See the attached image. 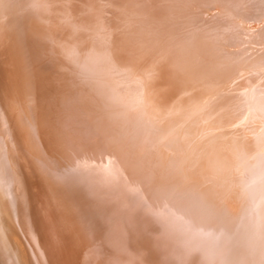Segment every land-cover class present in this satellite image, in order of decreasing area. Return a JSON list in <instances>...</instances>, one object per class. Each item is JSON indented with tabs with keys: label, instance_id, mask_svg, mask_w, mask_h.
Wrapping results in <instances>:
<instances>
[{
	"label": "bare ground",
	"instance_id": "6f19581e",
	"mask_svg": "<svg viewBox=\"0 0 264 264\" xmlns=\"http://www.w3.org/2000/svg\"><path fill=\"white\" fill-rule=\"evenodd\" d=\"M100 1L16 0V4L10 6L8 0H0V264H235L239 254L241 256L238 231L232 226L230 228L224 220H219L220 230L218 229L217 234L211 233L208 223L210 220H214V217L210 215L209 207L202 205L203 198L194 200L190 196L189 204L180 205L179 203L180 188L173 186L175 184L173 181L176 180L174 176L177 175L174 174V171L180 173L177 171L179 168L177 164H185L189 161L190 154H184L180 159L173 157L172 161L177 162L175 167L168 165L166 168L156 163L158 161V157L155 156L156 148L160 144L158 137L164 135L165 130L169 131L175 125L176 120H173L172 114L170 113V116L169 112L178 106L179 101L174 103L175 100L181 99L182 95L189 93L188 89L193 84V78L187 74L183 62L186 61L184 59L187 56L191 57L193 52L189 42L195 40L198 34L193 30L189 34L191 30H188V35L182 30L186 26L183 28L178 21L181 18V13L185 14L190 9L180 3L182 0H177L179 3L175 6H169L170 4L166 3L169 7L156 3V5H151V8L146 7L145 10L144 6L142 8L144 11L136 12L143 17V20L137 24L135 22L128 25L127 22L130 21L128 19H131L134 16L132 13L135 12L128 11L129 8L127 10L125 8L124 11L116 0L115 5H119L120 8L118 6L117 9L116 6L114 11L119 12L118 15L121 19L124 20L125 17L128 19L126 18L127 21L124 22V20L123 23L120 21L121 19L113 21L112 17H107L105 13L110 10V6L106 5H112V1L108 0L112 4H108L107 0H102L105 2L104 4H101ZM126 2L129 4L128 0ZM194 2L196 3V1ZM249 2L254 3L255 9L253 10L257 16L264 12V0H249ZM127 3L126 5H128ZM131 4L129 5L131 6ZM16 6L19 9L23 7L27 10V13L22 17V22L23 18L24 23L31 20L28 33L33 38V45L29 40L24 41L25 49L30 54L27 61L15 42L16 39L21 41L15 25L18 21L15 20V17L13 20ZM114 6L112 5V10ZM132 6L134 5L132 4ZM191 6L193 7V5ZM193 8L197 9L195 6ZM206 9L210 12L209 8ZM81 10L84 11L82 14L79 13ZM250 11L252 12V10ZM145 12L146 15H144ZM239 12L244 14L240 10ZM205 14L207 15V13ZM37 15L39 20L36 18ZM114 15L118 17L117 14ZM203 17L205 19L206 16ZM186 18L188 19V16ZM186 18L183 20H187ZM241 20H245V18ZM186 22L191 23L192 21ZM211 22L209 20V23ZM190 23H186V25L188 26ZM228 24L230 26L231 23L228 22ZM117 25L120 26L117 27ZM227 26L225 25V27ZM115 27L117 28L114 29ZM238 28L240 29L239 26ZM187 29L191 28L187 27ZM202 35L204 36V33ZM221 40L224 38H220ZM221 42L225 43V41ZM19 43L23 44V42ZM199 43L201 42L199 41ZM226 43L228 42L226 41ZM216 46L218 45L216 44ZM209 47H207L208 51L211 49ZM207 48H205V52ZM215 49L217 50V48ZM32 50L35 52L34 55L31 54ZM200 51L202 50L200 49ZM20 53L22 57L19 59L17 54ZM195 53L197 54V52ZM196 54L194 55L197 58L198 55H201L199 53L196 56ZM209 55L211 56V53ZM212 55L215 53L212 52ZM237 55L238 58L239 55ZM243 58L245 57L243 56ZM35 59H38L39 78L44 88H48L52 83L54 88L58 89L60 84L61 88H66L65 95L68 97L62 99V102L50 103V99H43L46 96L45 92L44 96H41L42 99L37 98L39 96L36 86L38 77L31 66V64H35L33 61ZM193 60H191L192 63ZM209 60L212 61V59ZM252 61L254 62V60ZM26 63L33 78L30 80L35 87L32 93L30 90L29 93H25L18 86L19 83L21 87V82L24 79L20 77L19 72H22ZM233 63L230 64L233 65ZM223 66L224 64L222 68ZM193 68L195 67L193 66ZM251 79V77L248 78V80ZM194 95L197 96L195 93ZM252 95L255 97V94ZM237 96L239 97L238 94ZM237 96L233 98L236 99ZM233 98L231 97L230 100L233 101ZM32 99H37L39 102L35 103ZM184 105L186 104L184 103ZM221 105L223 106V104ZM214 108L216 109L217 106ZM213 111L215 112V110ZM263 111L261 113L264 114ZM173 112L175 113V111ZM204 113L206 114V112ZM228 117L227 120L224 118L226 122H228ZM192 121L194 122V120ZM192 121L188 120L191 126ZM197 122L199 123V121ZM186 127L188 126L186 125ZM30 131L33 139H29L27 136ZM34 132H36V136ZM189 132L193 133L190 130ZM193 134L195 135V133ZM217 142H215L216 145ZM203 147L204 145L201 148L203 149ZM254 148L256 147L254 146ZM197 149H200V146ZM197 151L195 153L199 152ZM260 151L258 150L259 153ZM233 157L231 160L235 161L232 159ZM200 159L197 158V161L200 162ZM218 159L220 158L218 157ZM204 160L207 158L205 157ZM211 160L209 161L211 162ZM225 160L224 162H228ZM188 163L190 164V162ZM227 165L229 166V164ZM195 166L197 165L195 164ZM169 167L172 171L171 174H169ZM229 167L228 169H233V164L232 168ZM186 169L183 172H186ZM203 169L205 170V168ZM222 169H220L221 173ZM160 170H168V175L166 174L168 182L166 178L157 179V174L161 175ZM171 176L172 179H170ZM255 176H258V172ZM209 178L206 179L209 180ZM232 180L231 178L230 181L232 182ZM211 192L213 193V191ZM263 228L259 230H263Z\"/></svg>",
	"mask_w": 264,
	"mask_h": 264
},
{
	"label": "rangeland",
	"instance_id": "374dc122",
	"mask_svg": "<svg viewBox=\"0 0 264 264\" xmlns=\"http://www.w3.org/2000/svg\"><path fill=\"white\" fill-rule=\"evenodd\" d=\"M106 1V0H105ZM108 1V0H107ZM112 1V3H111ZM108 1V4L111 3L113 6L116 4H119L120 6H122L121 8L124 9L125 8L130 12H138L139 10L142 11L145 6V10L148 8H151V5H156V3L158 4H162L163 6H166L167 4H170L169 6H175L177 5V3H179V1L177 0H165L168 2L164 3L162 0H160V2H158L159 0H135V4L133 3L134 0H128L129 4L132 3L134 6H131L126 2L127 0L123 1V0H111ZM116 1V2H115ZM131 1V2H130ZM140 3L138 5V3ZM140 1V2H139ZM184 1V3H183ZM196 1V3L194 2ZM200 0H182L180 1V3H182V5L184 4V6L186 5V8L190 9L189 11L191 12H185L181 13V18L180 20L178 19V21L182 24L183 28L184 26H186L184 29H182L184 32H187L188 34V30H191L189 32V34H191L193 31H197L196 33L198 34L195 37V40H192L190 44V47L192 48V55L191 57H186L184 59L185 62H183L184 68L187 70V74L191 75V77L193 78L192 80V86L191 88L188 89L189 93H185L184 95H182L183 99H176L174 103L178 102V106H176L175 109L177 110H173L175 111V113L173 111L169 112L170 116L173 118V120L175 121V125L171 130H165L164 135H162L161 137L159 136L158 139L160 140V144L159 146L156 148V155L158 157V161L156 163H158V165L164 166L166 168H168V165H170V167H175L178 165L177 171H180V173H176L174 171V174H177L176 176H174V178L176 179L175 184L173 186L177 187L178 189L180 188V194H179V203L180 205H185V204H189L191 197L194 200H197L199 198H203L202 199V205L209 207L208 209L210 210L209 213L210 215H212L214 218V220H210L209 221V228H211V233H216L218 229L220 230V221L219 220H224L225 224H227L228 226H232L233 229H236V231H238L239 234V243H241V256L239 254V258L237 259V261L235 262V264H264V114L261 113V111H263L264 109V101H262L264 99V93H262L264 91V82L262 83V81H264V12H262L261 15L258 14V16L254 13L255 6L254 3L249 2V0H229V1H221V0H201L200 2H197ZM208 1V2H207ZM214 1V2H213ZM240 1V2H239ZM243 1H245L246 3H242ZM9 5L11 6L14 5V3L16 4V0H8ZM152 2V3H150ZM170 2V3H169ZM188 2V3H187ZM193 2V3H192ZM203 2V3H202ZM213 2V4L211 5V3ZM217 2V3H216ZM221 2V4H220ZM101 4H104L105 2L102 0L100 1ZM122 3V4H121ZM125 3V4H124ZM126 3L129 5H126ZM145 3L147 4L145 5ZM154 3V4H153ZM167 3V4H166ZM249 3V4H248ZM144 4V5H143ZM190 4V5H189ZM201 4V5H198ZM219 4V6H217ZM235 4V5H234ZM112 5H106L107 7H109V11H105V14L107 17H112L111 19L114 20H119L121 19V17L118 15L119 12L115 10V7L118 9L119 5H115L113 7L112 10ZM124 5V6H123ZM138 8H136L135 7ZM138 5V6H137ZM191 5H193V7L195 6V8L197 7V9H194ZM198 5V6H197ZM204 5V6H203ZM221 5V6H220ZM119 6V8H120ZM127 6V7H126ZM143 6V7H142ZM150 6V7H149ZM167 5V7H169ZM202 8H200V7ZM153 7V6H152ZM204 7V9H203ZM210 7H214L213 9ZM220 7V8H219ZM236 7V8H235ZM248 7V10H247ZM252 7V9H250ZM16 11L14 13L13 16V20L15 17V20H17V24L16 27L19 31V36L21 37V41H19L18 39L15 40V42H17V48L18 50L20 49L23 53V57L25 59V61L28 60V57H30L29 51L27 49H25V44L24 41L29 40L30 44L33 45V38L31 36H29V31L28 28L31 26L30 21H28L27 23H24V18H23V22H22V17L25 15V13H27V10H25L23 7L22 8H18V6H16ZM172 8V7H170ZM209 11L208 12V9ZM238 8V9H237ZM244 8V9H243ZM137 9V10H136ZM200 11H199V10ZM211 9V10H210ZM252 10V12L250 10ZM84 10V9H83ZM81 10L79 13L82 14L84 11ZM107 10V9H106ZM114 11V14H117L118 17H116L112 12ZM203 12H202V11ZM213 10V11H212ZM232 10V11H231ZM237 10V11H236ZM244 14H241V12ZM245 10V11H244ZM257 10V9H256ZM29 11V9H28ZM83 11V12H82ZM127 11V12H128ZM139 11V13H141ZM144 11V10H143ZM148 11V10H147ZM197 11V12H196ZM205 11V12H204ZM221 11V12H220ZM236 11V12H235ZM264 11V10H263ZM110 12V13H109ZM202 12V13H201ZM215 12V13H214ZM235 12V14H233ZM251 12V13H248ZM132 13V15H134L133 17H131V19H128L127 17L124 18V20L127 18L129 22H127L128 25H132L136 22V24L138 22H140L141 20H143V17L140 16V14L138 13ZM191 13V15H190ZM193 13V14H192ZM197 13V14H196ZM207 13V15L205 14ZM238 13V14H237ZM195 14V15H194ZM201 14V15H199ZM212 14V15H211ZM218 14V15H217ZM223 14V15H222ZM248 14V15H246ZM109 15V16H108ZM137 15V16H136ZM144 15H146V12L144 13ZM142 15V16H144ZM183 15H185L186 17L188 16V19ZM191 17H190V16ZM216 17H215V16ZM221 15V17H220ZM230 15H232L231 17H229ZM236 15V16H235ZM244 15V16H243ZM251 15V16H250ZM254 15V16H253ZM140 16V17H139ZM197 18H196V17ZM206 16L205 19H203ZM209 16V17H208ZM238 16V17H237ZM241 16V17H240ZM249 18H246L248 17ZM190 17V18H189ZM219 17V18H218ZM223 17V18H222ZM225 17V18H224ZM254 17V18H253ZM263 19H262V18ZM5 18V17H4ZM36 18L39 20V16L37 15ZM187 19L185 21H192L190 22H186V23H190L188 24V26L186 25L185 21L183 19ZM199 18V19H198ZM210 18V19H209ZM218 20H217V19ZM227 18V19H226ZM229 18V19H228ZM233 18V19H231ZM236 20H235V19ZM245 20H241L244 19ZM133 19V20H132ZM193 19V20H192ZM211 23H209V20ZM212 19V20H211ZM225 19V20H224ZM239 19V20H238ZM249 21H248V20ZM251 19V20H250ZM34 21L37 22V20L32 19ZM123 18L120 20L123 23ZM195 20V21H194ZM208 20V21H207ZM216 20V22H215ZM220 20V21H219ZM227 20V22H226ZM228 20H232V21H228ZM234 20V22H233ZM127 20H125L124 22H126ZM134 21V22H132ZM194 21V23H193ZM204 21V22H203ZM207 21V22H206ZM221 21H223L221 23ZM243 21V22H242ZM252 21V22H250ZM262 23H261V22ZM201 22V23H200ZM215 22V23H214ZM226 24H225V23ZM228 22H230V26L231 28L235 26L231 29L229 28V24ZM185 25H184V24ZM203 23V24H202ZM206 23V24H205ZM217 23V26H216ZM219 23V24H218ZM239 25H238V24ZM253 23V24H252ZM193 27H192V25ZM198 24V25H197ZM203 26H202V25ZM214 24V26H213ZM222 24V25H221ZM224 24V25H223ZM242 24V25H241ZM252 24V25H251ZM257 24V25H256ZM211 25V27H210ZM225 25L227 27H225ZM233 25V26H232ZM240 27V29L238 28V26ZM120 25H117V27H119ZM190 26V27H189ZM200 26V28H199ZM209 26V28H207ZM219 26V27H218ZM224 26V27H223ZM254 26V27H251ZM117 27H115L114 29H116ZM191 28V29H187ZM195 27V28H194ZM214 27V28H213ZM193 28V29H192ZM206 28V29H205ZM223 28V29H222ZM245 28V29H244ZM113 29V30H114ZM197 29V30H196ZM193 30V31H192ZM199 30H203V31H199ZM210 30V31H209ZM224 32H222V31ZM227 30V31H226ZM229 30V33H228ZM251 30V31H250ZM256 30V32H255ZM220 31V32H219ZM237 33H236V32ZM200 32V33H199ZM195 33V34H196ZM204 33V36L202 35ZM212 35H210V34ZM214 33V34H213ZM221 33V34H220ZM252 33V34H251ZM188 34V35H189ZM202 36H200V35ZM208 37H207V35ZM218 34H219V38H218ZM255 34V35H254ZM221 35V36H220ZM224 35V36H223ZM235 35V36H234ZM252 35V36H251ZM260 35L261 39H260ZM216 36V37H215ZM233 36V37H232ZM206 37V38H205ZM259 37V38H258ZM213 38V39H212ZM218 40H217V39ZM220 38H224V40L221 41H225L221 42ZM231 38V39H230ZM252 38H254L252 40ZM197 39H199V41L201 43H199V41H197ZM216 39V42H215ZM227 39V40H226ZM259 39V40H258ZM211 42H209V41ZM195 41V42H194ZM208 41V42H207ZM226 41L228 43H226ZM253 41V42H252ZM14 42L13 37H12V43ZM19 42H23V44L19 43ZM215 42V43H214ZM219 42V43H218ZM246 42V43H245ZM251 44H249V43ZM263 42V43H262ZM209 43V44H208ZM221 43V44H220ZM244 43V44H243ZM201 44V45H200ZM211 44V45H210ZM216 44L218 46H216ZM220 44V46H219ZM246 44V45H245ZM14 45V43H13ZM216 47H214V46ZM224 45V46H222ZM262 45V46H261ZM194 46V47H193ZM212 46V47H209ZM238 46V47H237ZM240 46V47H239ZM209 47L211 49L208 48L206 49L205 52V48ZM214 47V48H213ZM232 47V48H230ZM217 48V50L215 49ZM230 48V49H229ZM234 48V49H233ZM197 49V51H196ZM200 51V49L202 51ZM204 49V50H203ZM214 49V51H213ZM221 49V50H220ZM224 49V51H223ZM19 50V51H20ZM220 50V51H219ZM212 51L213 54L215 53V55H212ZM232 51V52H231ZM197 52V54L195 53ZM202 52V53H201ZM230 52V53H229ZM235 52V53H234ZM239 52V53H238ZM249 52V53H247ZM256 52V53H255ZM201 55H198V54ZM208 54L211 53V56L209 55H204V54ZM225 53V54H224ZM234 55H232V54ZM243 53V54H241ZM246 55H245V54ZM31 54H35V52L32 50ZM198 55V58L195 57ZM221 54V55H220ZM228 54V55H227ZM239 56H238V55ZM253 54V55H252ZM19 56V59L22 57L21 53L17 54ZM220 55V57H219ZM225 57L223 58L222 57ZM225 55V56H224ZM236 55L238 56V58L236 57ZM251 55V56H250ZM206 56V57H205ZM213 56V58H211ZM233 56V57H231ZM243 56L245 58H243ZM253 56V59H252ZM261 56V57H260ZM219 57V58H217ZM228 57V58H226ZM235 57V58H234ZM242 57V58H241ZM250 59H249V58ZM191 58V59H190ZM223 58V59H222ZM233 58V60H232ZM248 58V59H247ZM261 58V59H260ZM194 59V60H193ZM202 59V61H200ZM204 59V61H203ZM209 59H212L209 60ZM218 59V61H217ZM227 59V60H226ZM241 59V60H240ZM247 59V60H245ZM193 60V63L192 61ZM197 60V61H195ZM229 60V62H228ZM236 60V61H235ZM237 60H239V62H237ZM254 60V62L252 61ZM35 62V64H31L32 68L35 71V75H37V80H36V86L38 89L37 94H39V96L37 98L40 97V99H42V97L44 96L43 93H46V96L43 97L46 99H50V103H57V102H62V99H65L68 97V95H65V91L66 88H61L60 85L57 88H54V84L52 83L48 88H44L42 85V82L40 81L39 78V66H38V59L33 60ZM195 61V62H194ZM207 61V62H206ZM215 61V62H214ZM224 61V62H223ZM249 63H247V62ZM190 62V63H189ZM197 62V63H196ZM201 62V65H199ZM210 62V63H209ZM219 62V64H217ZM233 63L230 64V63ZM237 62V64H236ZM242 62V63H241ZM258 62V63H257ZM196 63V64H195ZM199 63V64H198ZM229 63V64H228ZM239 63V64H238ZM241 63V65H240ZM244 63V64H243ZM248 66H247V64ZM255 63V64H254ZM260 63H262L260 65ZM188 64V65H187ZM190 64V65H189ZM203 64V65H202ZM216 64V65H215ZM224 64L223 68L222 65ZM235 64H236V68H235ZM246 64V65H245ZM254 64V65H253ZM196 65V66H195ZM227 65V66H226ZM234 66L233 69L232 66ZM260 65V66H259ZM192 66V67H191ZM193 66L195 68H193ZM204 66V67H202ZM240 66V67H239ZM231 69H229V68ZM263 67V68H262ZM191 68V69H189ZM193 68V69H192ZM199 68V69H198ZM222 68V69H221ZM260 71H259V69ZM201 69V70H200ZM229 71H228V70ZM252 69V71H251ZM254 69V70H253ZM256 69V70H255ZM258 69V70H257ZM262 69V70H261ZM198 70V71H197ZM200 70V71H199ZM215 72H214V71ZM217 70V71H216ZM231 70V71H230ZM234 70V73H233ZM239 70V71H238ZM190 71V72H189ZM195 71V72H194ZM221 73H220V72ZM237 71V72H236ZM192 72V73H191ZM259 72V73H258ZM261 72V73H260ZM229 73V74H228ZM20 77L23 79L21 82V87L18 83L19 89L24 91L25 93H32V91L34 90V85L31 82L30 78H32L31 72H29V68L27 69V63L25 68L22 70V72L20 73ZM251 74V75H250ZM253 74V75H252ZM257 78H255V76ZM193 75H195L193 77ZM248 76V77H247ZM252 78L251 80H248V78L250 79V77ZM254 78H253V77ZM259 78H258V77ZM230 77V78H228ZM217 78V79H216ZM228 78V79H227ZM33 79V78H32ZM208 79V80H207ZM223 80V81H222ZM226 80V81H225ZM245 80H247L246 82H244ZM254 80V81H253ZM212 81V82H211ZM261 81V83H260ZM214 82V83H213ZM251 82V84H250ZM203 83V84H202ZM209 85H208V84ZM246 83V84H245ZM249 83V84H248ZM260 83V84H259ZM242 84V85H241ZM239 85V86H238ZM261 87H260V86ZM210 86V87H209ZM233 86V88H232ZM263 86V87H262ZM238 87V88H237ZM257 87V89H256ZM260 87V88H259ZM203 88V89H202ZM210 88V89H209ZM255 88V89H254ZM199 89V91H198ZM207 89V90H206ZM229 91H228V90ZM231 89V90H230ZM204 90V91H201ZM243 90V92H241ZM257 90V91H254ZM262 91L260 93V91ZM226 91V92H225ZM234 93H232V92ZM240 91V92H239ZM41 92V93H40ZM193 92V93H192ZM230 92V93H229ZM247 92V93H245ZM253 92V93H252ZM256 92V93H254ZM259 92V93H258ZM197 94V96L194 95ZM200 93V94H199ZM224 93V95H223ZM245 93V94H244ZM230 94V95H229ZM232 94V95H231ZM237 94L239 95V97L237 96ZM244 94V95H243ZM255 94V97H253ZM258 94V95H257ZM260 94V95H259ZM190 97H189V96ZM226 95V96H225ZM247 95V96H246ZM42 96V97H41ZM236 97L233 98V97ZM245 96V97H243ZM261 96V97H260ZM186 97V98H185ZM189 97V98H188ZM194 97V98H193ZM224 97V98H223ZM233 98L230 100V98ZM242 97V98H241ZM257 97V98H256ZM262 98L260 100V98ZM191 98V99H190ZM193 98V99H192ZM219 100H218V99ZM243 98H248L243 99ZM253 98V99H252ZM256 98V99H255ZM185 99V100H184ZM226 99H228L229 101H227ZM255 99V100H254ZM191 100V101H190ZM246 100V101H245ZM35 103H38L39 101H37V99L33 100ZM37 101V102H36ZM183 101V102H181ZM237 101V102H236ZM243 101V103H242ZM245 101V102H244ZM254 101V102H253ZM225 102V103H224ZM235 102V103H234ZM242 104H241V103ZM256 102V103H255ZM262 105H261V103ZM184 103L186 105H184ZM189 103V104H187ZM223 104V106L221 104ZM260 103V106L258 105ZM183 104V105H181ZM229 104V105H228ZM237 106H236V105ZM212 105V107H211ZM220 105V106H219ZM180 106V107H179ZM217 106V108L215 109L214 107ZM254 106V107H253ZM235 107V108H234ZM241 107V108H240ZM245 107V108H244ZM260 107V108H258ZM184 108V109H183ZM263 108V109H262ZM181 109V110H180ZM236 109V110H235ZM244 109V110H241ZM180 110V111H179ZM188 113H187V111ZM215 110V112L213 111ZM221 110V111H220ZM223 110V111H222ZM241 110V111H239ZM261 110V111H260ZM231 111V112H230ZM237 111H239V115L238 113H236ZM260 111V112H259ZM173 112V113H172ZM180 112V113H179ZM186 112V113H184ZM203 112V113H202ZM206 112V114L204 113ZM210 112V113H209ZM214 112V113H213ZM222 112V113H221ZM234 115H233V113ZM259 112V113H256ZM264 112V111H263ZM256 113V114H255ZM189 114V115H188ZM222 114V115H221ZM232 114V115H231ZM262 114V115H260ZM168 115V114H166ZM211 115V116H210ZM228 117V122H226L227 120V116ZM233 118V120L231 119V117ZM256 115V116H255ZM176 116V117H175ZM242 116V117H240ZM260 116V117H259ZM183 117V118H182ZM197 117V118H195ZM217 117V118H216ZM221 117V118H220ZM240 117V118H239ZM257 117V118H256ZM177 118V119H176ZM180 118V119H179ZM187 118V119H186ZM189 118V119H188ZM199 118V119H198ZM204 118V120H203ZM206 118V119H205ZM216 118V119H214ZM226 120H225V119ZM238 119L235 121V119ZM223 119V120H222ZM248 119V120H247ZM260 119V120H258ZM194 120V122L192 123V126L190 125V123L188 122ZM221 120V121H220ZM33 121V120H32ZM184 121V122H183ZM189 123H187V122ZM199 121V123L197 122ZM235 121V122H234ZM250 121V122H248ZM244 122V124H243ZM228 123V124H227ZM183 124V125H182ZM256 124V125H255ZM186 125L188 127H186ZM223 125V126H222ZM34 126V125H33ZM53 126V125H52ZM190 126V127H189ZM199 126V127H198ZM50 127V126H49ZM48 127V128H49ZM184 127V128H182ZM186 127V128H185ZM177 128V129H176ZM189 128V129H188ZM199 128V130H198ZM201 128V129H200ZM203 128V129H202ZM51 129V128H50ZM48 129V130H50ZM188 129V130H186ZM194 129V130H193ZM197 129V130H196ZM262 129V131H261ZM195 133V135L191 132ZM246 132H245V131ZM260 130V131H259ZM187 132V133H186ZM261 132V133H260ZM263 132V133H262ZM31 131L30 134H28L27 136H29V139H33V136L31 135ZM36 132H34L35 135ZM169 133V134H168ZM180 133V134H179ZM186 133V135H185ZM190 133V134H189ZM222 133V134H220ZM167 134V135H166ZM198 134V135H197ZM201 134V135H200ZM206 137H205V136ZM225 135V136H224ZM233 135V136H232ZM246 135V136H245ZM250 135V136H249ZM36 136V135H35ZM176 136V137H175ZM193 136V138H192ZM198 138H195V137ZM221 136V137H220ZM228 136V138H227ZM230 136V137H229ZM244 136V138H243ZM202 137V138H201ZM214 137V138H212ZM224 137V138H223ZM250 137V138H249ZM195 138V139H194ZM201 141H200V139ZM223 138V140H222ZM253 138V139H252ZM262 138V139H261ZM157 139V140H158ZM195 140L193 142V140ZM203 139V141H202ZM205 139V140H204ZM210 139V140H209ZM218 139V140H217ZM260 139H261V143H260ZM196 140H198L196 142ZM208 140V141H206ZM222 140V141H221ZM263 140V141H262ZM180 141V142H179ZM200 141V142H199ZM212 141V142H210ZM218 141V142H217ZM206 142V145H205ZM215 142H217V145L215 144ZM255 142V143H254ZM257 142V143H256ZM192 143V144H191ZM196 143V144H195ZM201 143V144H199ZM208 143V144H207ZM210 143H214L213 145ZM220 143V144H218ZM183 144V146H182ZM256 144V145H255ZM170 145V146H169ZM193 145V147H192ZM200 149H197V147ZM204 145L203 149L201 148ZM260 145V146H259ZM196 147V149H194V147ZM208 148H207V147ZM234 148H233V147ZM251 146V147H250ZM254 146L257 148H254ZM170 147V148H169ZM183 147V148H182ZM206 147V148H205ZM213 147V148H210ZM238 147V148H237ZM261 147V148H260ZM251 148V151H250ZM190 149V151H189ZM207 149V150H206ZM212 149V150H211ZM214 149V150H213ZM216 149V150H215ZM219 149V150H218ZM237 149V150H236ZM253 149V150H252ZM199 152H198V151ZM200 150H205L200 151ZM258 150L260 151V153L258 152ZM170 151V152H169ZM187 151V152H186ZM198 153H195V152ZM209 153H208V152ZM214 151V152H213ZM249 151V152H248ZM173 152V153H172ZM189 152V153H188ZM202 152V154H201ZM212 152V153H211ZM233 152V153H232ZM179 153V154H178ZM182 153V154H181ZM192 153V154H191ZM204 153V154H203ZM228 153V154H227ZM230 153V154H229ZM232 153V154H231ZM254 153V154H253ZM184 154L189 155V161H187L185 164L184 163H180L177 164V162L172 161L173 157H177L178 159L182 158L184 156ZM201 154V156H200ZM209 154V155H208ZM217 154H219L217 156ZM222 154V155H220ZM241 154V155H239ZM246 154V155H245ZM249 154V155H248ZM260 154V155H259ZM168 155V156H167ZM198 157H196V156ZM214 155L216 156L214 158ZM226 155V156H225ZM236 155V156H235ZM255 155V156H253ZM258 155V156H257ZM262 155V156H261ZM205 156L208 160H204ZM210 156V157H209ZM223 156V157H222ZM234 156V157H233ZM246 156V157H245ZM164 157V158H163ZM196 157V159H195ZM220 158L217 160V158ZM231 157H233L231 160ZM259 157V159H258ZM194 158V159H193ZM200 158H204L203 160L200 159L201 161H197ZM214 158V159H213ZM222 158V159H221ZM228 161V162H224ZM230 158V160H229ZM255 160H254V159ZM263 158V159H261ZM167 159V160H166ZM192 159V161H191ZM212 159V160H211ZM249 159V160H248ZM211 160V162L209 161ZM217 160V161H216ZM221 160V161H220ZM223 160V161H222ZM238 160V161H237ZM247 160V161H246ZM258 160V161H257ZM262 160V161H261ZM182 161V160H181ZM254 163H253V162ZM257 161V162H256ZM261 161V162H260ZM190 162V164L188 163ZM195 162V163H194ZM206 164H205V163ZM220 162V164H219ZM231 162V163H230ZM233 162V163H232ZM242 162V163H241ZM252 162V163H250ZM194 163V165H193ZM201 167H200V165ZM202 163V164H201ZM210 163V166H209ZM217 163V165H216ZM223 163V164H222ZM226 163V164H224ZM250 163V164H249ZM258 163V164H257ZM262 163V164H261ZM177 164V165H176ZM195 164L197 166H195ZM205 164V166L203 168H205V170L202 168V166ZM212 164H214L212 166ZM229 164V166L227 165ZM232 164H233V169H228L232 168ZM240 164V165H239ZM260 164V165H259ZM193 165L191 168L190 166ZM216 165V166H215ZM250 165V166H249ZM253 165V166H252ZM184 166V167H183ZM187 166V167H186ZM219 166V169H218ZM222 166V167H221ZM226 168H224V167ZM163 167V168H164ZM169 167V174L172 173L171 168ZM187 169H186V168ZM189 167V168H188ZM198 167V168H197ZM211 167H213L211 169ZM216 170H214L215 168ZM243 167V168H242ZM201 168V169H200ZM223 168V169H222ZM237 168V169H236ZM173 169V168H172ZM184 169H186V172H183ZM191 169V170H189ZM199 169V170H198ZM203 169V171L201 172V170ZM207 169V171H206ZM222 169V173L221 170ZM250 169V171H249ZM193 170V171H192ZM212 170V171H211ZM219 170V171H218ZM161 171V175L158 173L157 174V179L159 178H166V181L168 182V178L166 177V174L168 173V170H160ZM187 171L188 174H187ZM198 171V172H196ZM210 171V172H209ZM225 171V172H224ZM261 171V172H260ZM171 172V173H170ZM193 172V173H192ZM195 172V173H194ZM200 172V173H199ZM249 172V173H248ZM256 172V173H255ZM258 172V176H255ZM182 173V174H181ZM186 173V174H185ZM208 173V174H206ZM214 173V174H212ZM219 173V174H217ZM223 173H225L223 175ZM228 173V174H227ZM230 173H233L230 175ZM184 174V175H183ZM211 174V175H210ZM221 174V175H220ZM227 174V175H226ZM244 174V175H243ZM168 175V174H167ZM196 175V176H193ZM208 177H207V176ZM214 175V176H213ZM223 175V176H222ZM187 176V177H186ZM191 176V178H190ZM193 176V177H192ZM211 176V177H210ZM213 176V177H212ZM221 176V177H220ZM230 176V177H229ZM255 176V177H254ZM196 177V178H194ZM199 177V179H198ZM205 177V178H204ZM212 179H210V178ZM218 177V178H217ZM246 177V178H245ZM194 178V180H193ZM202 178V179H201ZM206 178H209L206 179ZM225 178V179H224ZM228 178V179H227ZM233 179L232 182L230 181V179ZM257 178V179H256ZM170 179H172V176L170 177ZM193 180V181H192ZM214 180V181H213ZM222 180V181H221ZM262 180V181H261ZM188 181V182H187ZM198 181V182H197ZM229 181V182H227ZM184 182V183H183ZM211 184H210V183ZM221 182V183H220ZM223 182V183H222ZM227 182V183H226ZM187 183V184H186ZM191 183V184H189ZM205 183V185H204ZM233 183V184H231ZM186 184V185H185ZM218 184V185H217ZM221 184H225L224 187ZM189 185V186H187ZM191 185V187H190ZM195 185V186H194ZM203 185V186H202ZM212 185V186H211ZM215 185V186H214ZM221 185V186H220ZM205 186V187H204ZM207 186V187H206ZM210 186V187H209ZM219 186L218 188H215ZM201 187V188H200ZM203 187V188H202ZM234 187V188H233ZM214 188V189H213ZM258 188V189H257ZM191 189V190H190ZM202 189V190H201ZM213 189V190H212ZM216 189V190H215ZM208 190V191H207ZM219 190V191H218ZM225 192L222 194V192ZM251 190V191H250ZM257 190V192H256ZM213 191V193L211 192ZM255 191V193H254ZM200 192V193H199ZM216 192V193H215ZM192 193V194H191ZM227 193V194H226ZM207 194V195H206ZM219 194V195H218ZM191 196V197H190ZM201 196V197H200ZM213 196V197H211ZM257 196V197H256ZM233 197V198H232ZM263 197V198H262ZM231 198V199H230ZM258 199V200H257ZM189 200V201H188ZM229 200V201H228ZM231 200V202H230ZM255 200V201H254ZM257 200V201H256ZM228 202V204H226ZM241 203V204H240ZM255 203V204H254ZM259 203V204H258ZM263 204V205H262ZM235 205V208H234ZM239 205V207H238ZM248 205V206H247ZM243 206V207H242ZM245 206V207H244ZM261 206V207H260ZM250 207V208H249ZM225 208V209H224ZM236 208H238L236 210ZM242 208V209H241ZM256 208V209H255ZM259 208V209H258ZM233 209V210H232ZM246 209V211H245ZM244 210V211H243ZM256 210V211H255ZM262 210V211H261ZM258 212V213H257ZM263 212V213H262ZM244 213V214H242ZM251 213V215H250ZM231 214V215H230ZM263 214V215H261ZM254 215V216H253ZM258 215H260L259 217H257ZM251 216V217H250ZM262 216V217H261ZM255 217V218H254ZM216 218V219H215ZM246 218H248L246 220ZM253 218V219H252ZM260 218V219H259ZM262 218V219H261ZM218 219V220H217ZM240 219V221H239ZM250 219V220H249ZM257 219V220H255ZM237 221V222H236ZM242 221V222H241ZM253 221H256L255 223ZM262 221V222H261ZM261 222V223H259ZM237 223V224H236ZM249 223V225H248ZM251 223H253L251 225ZM259 223V224H258ZM263 223V224H262ZM243 225V226H242ZM253 225H256L255 227ZM263 225V226H262ZM247 226V227H246ZM258 226V228H257ZM260 226V227H259ZM207 227V224H206ZM263 230H259V229ZM252 229V230H251ZM215 230V231H214ZM257 230H259L257 232ZM215 234V236H216ZM263 235V237H262ZM260 237V238H259ZM263 240V241H262ZM261 245V246H260ZM258 247V248H256ZM262 250H261V248ZM244 250V251H243ZM257 250V251H256ZM258 252V253H257ZM242 257V258H241Z\"/></svg>",
	"mask_w": 264,
	"mask_h": 264
}]
</instances>
